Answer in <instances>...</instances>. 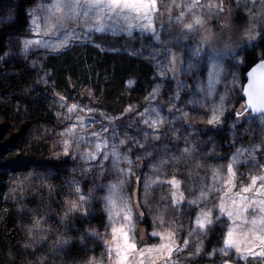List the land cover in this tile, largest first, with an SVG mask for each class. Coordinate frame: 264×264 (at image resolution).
Returning a JSON list of instances; mask_svg holds the SVG:
<instances>
[{
    "label": "rangeland",
    "instance_id": "1",
    "mask_svg": "<svg viewBox=\"0 0 264 264\" xmlns=\"http://www.w3.org/2000/svg\"><path fill=\"white\" fill-rule=\"evenodd\" d=\"M189 2L175 0L173 4L172 0L166 3L158 0L159 11L154 22L156 33L134 30L131 35L85 33L83 28L72 21L66 22L67 35L64 29L56 30L52 35H43L48 23L46 9L51 0H36L33 6L28 7L27 28L22 34L9 38V49L3 59L10 64L28 65L35 71V87L45 94L52 118L47 131H44L48 136L47 152L49 157L68 161L58 199L52 201L48 211L39 215L37 213L33 224L29 223L26 227L29 251H33L39 242L49 241L54 248L51 253L55 254V251L69 242L55 228V221L62 223L70 215L95 214L100 211L105 215V225L97 232V238L102 242V253L90 254L79 264H111L108 248L112 239L113 221L109 219L108 198L112 186L116 185L117 200L126 202L132 210L131 235L138 249L160 246L165 241L153 233L174 229L176 245L183 250L173 254L172 264H190L189 261L201 255L204 240L212 226L220 224L225 233L221 246L214 249L213 253L233 258L225 259L222 264H264V258L250 256L245 261L240 259L234 249L226 250L228 255L221 251L231 221L219 212L220 197L226 189L223 183L213 178V172H218L221 180L225 178L228 164L233 157H238L239 163L235 165L236 188L229 193L231 197L249 184L252 176L264 174V117L249 118L242 126L227 120L243 86V55L245 51L252 50L257 40L264 36V0H224L223 12H218L216 8H200L198 14L204 23L195 33H187L183 29L184 21L177 19L184 11V20L190 22L192 14L186 11ZM201 2L207 5L219 3V0ZM3 21L0 18V23ZM5 23H8L7 19ZM38 32L41 34L38 35ZM68 35L73 39L68 40ZM61 40H66L68 46L59 51L50 50V46ZM28 41L42 43H33L25 50ZM79 47H91L101 54L115 52L136 57L150 67L151 78L139 95L133 93L129 100L118 103L120 108L116 114L101 109L100 100H103V96L87 87L83 88L80 101L69 100L64 95L47 90L50 73L44 66L46 59L50 55L74 51ZM172 68L175 70H170ZM133 87L134 80L130 78L123 86V91L128 94ZM73 106L76 111L69 113L68 108ZM218 107H222L219 124L224 125L234 146L227 160L210 163L207 157L215 150L207 138L212 137L213 133L204 136L201 127L207 129L210 126L206 121ZM77 118L83 120V125L77 123ZM146 120L163 123L154 132L145 123ZM73 125L77 128L76 137L62 135ZM65 139L72 143L67 155L63 147ZM105 142L107 148L103 147ZM97 145L101 146L97 158L88 159L86 153H96ZM28 146L31 151L34 147V134L30 135ZM113 152L119 153L121 157L117 164L113 163ZM104 153H108L107 159H103ZM182 163L187 166L179 167ZM179 172L183 177L177 176ZM24 175L20 173L14 176L17 180L13 181L8 194L13 202L23 203L26 198H30V192H35L39 187L50 192V186L44 184L39 176L36 177L34 173ZM173 177L181 182L180 191L185 196L183 206H172L171 186L168 183H154ZM77 187L79 192L76 191ZM209 187L216 190L209 192L207 200L190 203L200 196L202 189ZM81 195L86 197L83 207L71 211V203L78 201ZM151 195L163 203V207H152L148 203ZM226 203H230V199L226 198ZM140 205L145 208L152 222L150 235L155 239L152 243L146 242L145 233L138 225ZM207 208L212 209L213 223L206 232H200L196 230L195 220ZM184 211L190 214L187 219L184 216L180 223L172 220L165 222L167 213L178 215ZM217 216L220 218L215 219ZM114 220L118 227L119 218L114 217ZM185 240L188 241L186 247ZM197 247L200 248L199 254H196ZM49 261L45 254H33L23 257L20 264H53ZM157 264L164 262L157 261Z\"/></svg>",
    "mask_w": 264,
    "mask_h": 264
},
{
    "label": "trees",
    "instance_id": "2",
    "mask_svg": "<svg viewBox=\"0 0 264 264\" xmlns=\"http://www.w3.org/2000/svg\"><path fill=\"white\" fill-rule=\"evenodd\" d=\"M35 2L36 0H0V18L4 19L0 23V264H20L23 257L33 254H45L53 264H79L90 254L102 253V242L97 238V232L105 225V215L100 211L95 214L70 215L62 223L55 221V228L69 240L55 254L51 253L54 248L49 241L38 243L33 251L27 249L26 227L29 223L33 224L37 213L39 215L48 211L52 207V201L58 199L62 189L60 185L63 183L61 179L68 164L67 160L49 157L47 152L48 136L44 131H47L52 118L45 94L35 87V71L28 65L10 64L3 59L9 49V38L26 30L27 9ZM5 19L8 23H5ZM82 48L50 55L46 59L44 66L50 73L47 90L64 95L69 100L80 101L83 97L82 90L87 87L103 96V100H100L101 109L115 113L120 108V101L126 102L133 93L139 95L151 78L150 67L136 57L115 52L101 54L91 47ZM260 59H264V36L257 40L252 50L245 51L243 55V86L235 108L227 116L229 122L242 126L249 118L261 117L244 111L243 98L246 76ZM130 78L134 80V87L125 94L123 86ZM241 112L244 114L238 117L237 113ZM202 127L201 133L204 136L213 133L212 137L207 138L215 150L207 157L210 163L227 160L234 144L224 125H210L207 129ZM31 134H34V147L30 151L28 145ZM182 166L185 168L187 165L179 164V167ZM20 173L25 174L24 176L30 173L39 176L44 184L50 186V192L39 187L35 192L31 191L30 198H26L23 203L13 202L8 194L15 182L14 176ZM177 176L183 177L180 172ZM148 203L156 209L163 207V203H159L152 195L149 196ZM183 203L178 206L185 205ZM184 216L187 219L190 214L186 211L178 215L167 213L164 221L180 223ZM138 223L145 233L146 242L152 243L155 240L150 235L152 222L143 206ZM224 233L220 224H214L204 240L201 255L189 261L190 264H222L227 258L232 260L231 256L221 257L213 253L214 249L221 246Z\"/></svg>",
    "mask_w": 264,
    "mask_h": 264
},
{
    "label": "snow or ice",
    "instance_id": "3",
    "mask_svg": "<svg viewBox=\"0 0 264 264\" xmlns=\"http://www.w3.org/2000/svg\"><path fill=\"white\" fill-rule=\"evenodd\" d=\"M166 3L167 0H162ZM175 4V0H172ZM224 0H219V3L202 4L201 0H190L186 4V11L191 13L189 21H185V12L182 11L177 18L184 21L183 29L187 33H195L204 23V20L198 14L200 8L209 7L216 8L218 12L224 11ZM178 6V5H177ZM171 11V8L168 9ZM48 13V23L45 25L43 35H52L54 31L64 29L67 35L66 22L72 21L77 23V26L84 29L85 33H108L112 34L125 33L131 35L134 30L144 33H156L154 26L157 18L158 0H51L50 5L46 9ZM40 35L41 33H37ZM68 40L73 39L68 35ZM254 38V37H251ZM33 43H42V41H28L25 44V50ZM66 40H61L58 44L50 46V50L59 51L61 48L67 47ZM258 69L260 75H257ZM170 70H175L174 68ZM215 75V73H214ZM244 95L247 97L245 112H251L264 117V63L258 65L249 73L247 85L243 88ZM63 99V98H61ZM76 111L75 106L68 108V112ZM244 113H237V116ZM222 115V107H218L212 111V115L207 119L209 125L219 124L220 116ZM77 123L83 125V120L77 118ZM153 128V131H158V125L163 121H145ZM107 131V129H104ZM76 125L70 127L62 135L76 137ZM94 135H97L94 133ZM158 138V137H157ZM77 138V146H78ZM124 143V141H121ZM72 146L69 139L63 142L64 154H68V149ZM107 148V143L103 144ZM101 151V146H96V153H86L90 160L97 158V153ZM187 151V149H186ZM113 163H119L121 157L119 153L113 152ZM242 155V153H238ZM108 158V153H104L103 159ZM129 163H131L129 161ZM239 163L238 157H233L231 163L227 166V176L221 180L218 172H213V178L217 182H221L226 189L224 195L220 197L219 212L221 215H226L231 221V226L228 229L224 240V248L221 251L224 255H228L226 250L234 249L240 259L247 261L251 257L264 258V174L252 176L249 184L240 188L229 197V193L236 188V170L235 165ZM264 167V166H262ZM154 183H168L171 195V204L173 207L178 206L185 200L184 193L180 191V181L175 177L169 180H157ZM117 188L113 185L111 194L108 198V207L110 210L109 219L113 221L112 239L109 242L108 254L111 264H157V261H163L164 264H172L174 253L182 251L183 248L176 245L175 230L170 229L167 232H154L153 235L159 236L165 243L156 248L147 250L138 249L131 235L132 230V210L128 204L122 200H117ZM211 187L202 189L200 196L190 203H197L208 199L209 192L214 191ZM79 192V187L76 188ZM251 193V195H248ZM226 198L230 199V203H226ZM86 197L79 196L78 201L71 203V211H77L83 207V202ZM114 217L119 218V226H116L117 221ZM217 216L215 219H219ZM213 223V212L211 208L202 210L201 214L196 217V230L206 232L208 227ZM242 237V239H241ZM188 245V241H184V246ZM200 248H196V254H199ZM227 264V262H225Z\"/></svg>",
    "mask_w": 264,
    "mask_h": 264
},
{
    "label": "water",
    "instance_id": "4",
    "mask_svg": "<svg viewBox=\"0 0 264 264\" xmlns=\"http://www.w3.org/2000/svg\"><path fill=\"white\" fill-rule=\"evenodd\" d=\"M261 63H264V59L258 61L248 72L247 76H246V83L244 85V87L247 85L248 83V80H249V73H251L253 71L254 68H258V65H260ZM257 75H260V70L258 69L257 71ZM243 98H244V102H245V105H246V101H247V97L244 95V92H243ZM250 112V111H249ZM251 113V112H250ZM252 115L254 116H261V115H258V114H253L251 113Z\"/></svg>",
    "mask_w": 264,
    "mask_h": 264
},
{
    "label": "bare ground",
    "instance_id": "5",
    "mask_svg": "<svg viewBox=\"0 0 264 264\" xmlns=\"http://www.w3.org/2000/svg\"><path fill=\"white\" fill-rule=\"evenodd\" d=\"M42 230H43V229H42ZM43 231H44V230H43ZM45 231H46V230H45ZM39 241H40V240H39ZM36 242H37V240H36ZM39 243H40V242H39ZM34 245H35V244H34ZM42 245H43V244H42ZM42 245H41V246H42ZM55 246H56V245H55ZM42 247H44V246H42ZM46 247H47V246H46ZM49 247H50V246H49ZM59 247H60V246H59ZM49 249H50V248H49ZM61 249H62V248H61ZM57 250H58V249H57Z\"/></svg>",
    "mask_w": 264,
    "mask_h": 264
},
{
    "label": "flooded vegetation",
    "instance_id": "6",
    "mask_svg": "<svg viewBox=\"0 0 264 264\" xmlns=\"http://www.w3.org/2000/svg\"><path fill=\"white\" fill-rule=\"evenodd\" d=\"M260 60H262V59H260ZM260 60H259V61H260Z\"/></svg>",
    "mask_w": 264,
    "mask_h": 264
}]
</instances>
